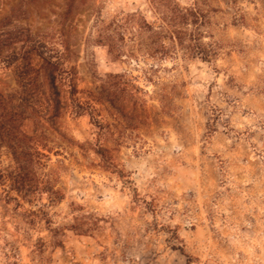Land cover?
I'll list each match as a JSON object with an SVG mask.
<instances>
[{"label": "rangeland", "instance_id": "1", "mask_svg": "<svg viewBox=\"0 0 264 264\" xmlns=\"http://www.w3.org/2000/svg\"><path fill=\"white\" fill-rule=\"evenodd\" d=\"M176 1L209 11L219 56L179 53L152 84L144 60L115 59L97 40L112 20H153V0H0L3 29L65 50L63 32L83 107L59 119L65 140L49 137L44 172L62 200L17 205L0 186V264H264V0ZM122 72L144 105L125 101L130 118L113 122L92 96Z\"/></svg>", "mask_w": 264, "mask_h": 264}, {"label": "trees", "instance_id": "2", "mask_svg": "<svg viewBox=\"0 0 264 264\" xmlns=\"http://www.w3.org/2000/svg\"><path fill=\"white\" fill-rule=\"evenodd\" d=\"M196 1L182 6L176 0H153L155 18L148 21L140 13L112 20L100 32L97 43L107 46L115 59L144 60L149 67L145 78L154 84L159 67L179 53L204 62H212L219 56L218 43L213 36H206L210 25L209 11ZM0 22V61L11 70L12 82L0 80V155L3 150L9 156L4 166L0 157V186L20 205H33L38 195L46 193L50 203L62 200L56 188V178L44 172L49 156L50 135L57 133L62 114L68 110L82 112L76 76L65 73L64 64L69 51L66 37L60 32L62 48L47 44L46 37L31 31H7ZM212 41H207V39ZM4 52H9L6 56ZM67 86L68 90L64 87ZM143 90L136 86L125 72L108 74L107 80L92 96L99 104L110 109L113 122L129 119L125 101L135 107L144 105L140 98ZM26 122L34 126L33 134L22 130ZM104 125H99L102 129ZM58 136V135H57ZM108 150L98 147L97 154L107 160ZM42 171V172H40ZM10 197V196H9ZM33 210L28 214L34 215Z\"/></svg>", "mask_w": 264, "mask_h": 264}]
</instances>
